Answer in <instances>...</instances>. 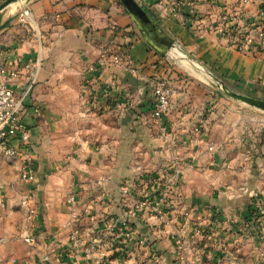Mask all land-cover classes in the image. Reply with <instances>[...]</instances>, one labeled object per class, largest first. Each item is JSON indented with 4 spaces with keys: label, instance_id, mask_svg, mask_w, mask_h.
Returning <instances> with one entry per match:
<instances>
[{
    "label": "crops",
    "instance_id": "0c3cea01",
    "mask_svg": "<svg viewBox=\"0 0 264 264\" xmlns=\"http://www.w3.org/2000/svg\"><path fill=\"white\" fill-rule=\"evenodd\" d=\"M136 1L175 43L264 99V54L238 51L205 30L219 5ZM260 6L264 0L246 6L247 20L264 24ZM24 9L28 24H21ZM1 14L0 65H32L12 87L24 94L39 176L54 120V179H0V264H207L194 255L209 228L217 247L238 246L235 232L249 229L264 249L263 110L175 72L119 0H19ZM53 53L77 59L81 98L53 102L51 89L62 86L46 78ZM158 80L174 89L160 123L150 112ZM146 197L163 212L136 207Z\"/></svg>",
    "mask_w": 264,
    "mask_h": 264
},
{
    "label": "built area",
    "instance_id": "2783aa9c",
    "mask_svg": "<svg viewBox=\"0 0 264 264\" xmlns=\"http://www.w3.org/2000/svg\"><path fill=\"white\" fill-rule=\"evenodd\" d=\"M163 1V0H159ZM221 7L213 21H210L205 30L218 32L230 40L231 45L238 51L264 54V24L260 19L247 20L245 8L254 0H237L227 4V0H212ZM259 15L264 14V6L258 9ZM29 10L24 9L21 13V24L29 23ZM114 61L118 58L113 57ZM30 60L22 62L14 68L0 65V154L10 159H18L21 162V177L32 182L35 179V167L31 157L32 145L30 141V129L24 121V94L16 92L12 87V81L22 70L31 69ZM11 69V70H10ZM32 81V78L29 79ZM174 89L164 80H158L154 90V98L151 105V116L160 123L162 116L168 111L170 98ZM164 133L163 125L160 127ZM198 131V128H195ZM210 149L212 147H209ZM67 202L72 205L74 194L68 192ZM138 206H149L156 213L163 210L157 204H150L148 197L141 199ZM187 214V213H185ZM123 230H127L125 223ZM177 251L181 258L182 241H176ZM127 255V253H125Z\"/></svg>",
    "mask_w": 264,
    "mask_h": 264
},
{
    "label": "rangeland",
    "instance_id": "374dc122",
    "mask_svg": "<svg viewBox=\"0 0 264 264\" xmlns=\"http://www.w3.org/2000/svg\"><path fill=\"white\" fill-rule=\"evenodd\" d=\"M44 41L49 43L50 39H48L45 35ZM53 41L54 40L51 38V43H53ZM52 46L54 47V43ZM186 55L191 57L192 60L188 59ZM167 57H169L171 66L173 67L175 72L187 79H190L191 81H195L196 83H198V85L202 84L204 86H211L216 91L222 93L223 95H226L222 91L219 83L215 81L214 78L210 75L211 73L212 75H215L222 81H224V83H226L232 90L245 94L244 91L241 90L239 87L235 86V84L231 80H228V78H224V75L220 73L217 69L212 66L206 65L201 60V58L194 54L193 51H187L178 42H176L175 48L168 53ZM72 58L67 59V57L64 56L57 57L54 56L53 53L54 62L51 63V66L54 69L52 72L46 73V78L49 80L57 79L58 81H62V86L58 88L53 87L51 89L53 102L58 100L67 101L69 100V97L76 95L81 98V89L82 85L84 84V81L80 75V67L77 64V59L73 58L74 61L70 63V60ZM42 60L43 58L39 59V65L41 64ZM47 65L50 64L47 63ZM242 105H244L245 107H250L247 104ZM58 106L65 107L66 105L58 104ZM76 106H78L77 108H79V105ZM252 109H255V111L258 112L261 111L259 109L257 110V108L254 107H252ZM81 112L83 113L84 111ZM48 124V132L50 134L45 140L47 142V145H43V147H50L49 145H53V147L51 146L48 150L41 151L39 153L41 154V156L45 155L47 165L44 168V172H42L40 176L36 174L34 179H54V120L51 122L49 121ZM261 125L264 127V121L261 122ZM32 159L33 162H35L34 169L36 173V170H38V166L36 162L35 153H33ZM15 165L16 164L11 161V159L5 158L0 154V179H23L20 175L21 170L17 168L15 169ZM244 226L245 224L243 223V227ZM213 232L214 231L212 229L210 230V228L208 229V232L203 230V236H200L196 240L195 248L197 251L194 255V258H197L198 261L203 260V262L207 264H263L262 257L264 255V249L258 240V233H254L249 229L247 231L240 230L235 232V235L240 238L239 245L237 246L236 243L235 245L237 247L234 246L233 248H229L227 250L226 244L221 248L217 247L218 243L216 240H214L216 239L215 236H211Z\"/></svg>",
    "mask_w": 264,
    "mask_h": 264
},
{
    "label": "water",
    "instance_id": "95a60500",
    "mask_svg": "<svg viewBox=\"0 0 264 264\" xmlns=\"http://www.w3.org/2000/svg\"><path fill=\"white\" fill-rule=\"evenodd\" d=\"M18 0H4L0 4V24L2 19L1 11L11 4ZM120 3L124 6L128 14L131 16L134 24L138 28L139 32L142 34L146 42L159 54L166 55L172 49L175 48L176 43L173 38L168 34L162 31L153 18L140 6L136 0H119ZM188 59H191L186 55ZM210 75L217 81L222 89V91L232 99H235L239 102L247 104L249 106L258 108L264 111V99L256 98L250 95L240 93L238 91L232 90L224 81L218 78L215 75Z\"/></svg>",
    "mask_w": 264,
    "mask_h": 264
},
{
    "label": "bare ground",
    "instance_id": "6f19581e",
    "mask_svg": "<svg viewBox=\"0 0 264 264\" xmlns=\"http://www.w3.org/2000/svg\"><path fill=\"white\" fill-rule=\"evenodd\" d=\"M19 1V0H18ZM13 3H15V2H12L11 4H13Z\"/></svg>",
    "mask_w": 264,
    "mask_h": 264
}]
</instances>
